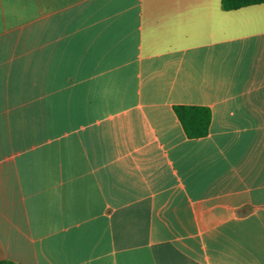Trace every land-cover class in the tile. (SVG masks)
Segmentation results:
<instances>
[{
  "label": "crops",
  "instance_id": "obj_1",
  "mask_svg": "<svg viewBox=\"0 0 264 264\" xmlns=\"http://www.w3.org/2000/svg\"><path fill=\"white\" fill-rule=\"evenodd\" d=\"M1 259L264 264V2L0 0Z\"/></svg>",
  "mask_w": 264,
  "mask_h": 264
},
{
  "label": "trees",
  "instance_id": "obj_2",
  "mask_svg": "<svg viewBox=\"0 0 264 264\" xmlns=\"http://www.w3.org/2000/svg\"><path fill=\"white\" fill-rule=\"evenodd\" d=\"M264 0H221L224 9H235L245 5L257 4ZM183 110L185 112H183ZM176 112L189 136H201L207 133L209 111L201 106H177ZM0 264H19L9 259H1Z\"/></svg>",
  "mask_w": 264,
  "mask_h": 264
}]
</instances>
